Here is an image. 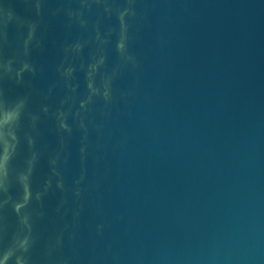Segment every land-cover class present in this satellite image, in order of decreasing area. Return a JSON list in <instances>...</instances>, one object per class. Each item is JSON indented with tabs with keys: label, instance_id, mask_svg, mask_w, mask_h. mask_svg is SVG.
I'll use <instances>...</instances> for the list:
<instances>
[{
	"label": "water",
	"instance_id": "95a60500",
	"mask_svg": "<svg viewBox=\"0 0 264 264\" xmlns=\"http://www.w3.org/2000/svg\"><path fill=\"white\" fill-rule=\"evenodd\" d=\"M0 264H264V0H0Z\"/></svg>",
	"mask_w": 264,
	"mask_h": 264
}]
</instances>
